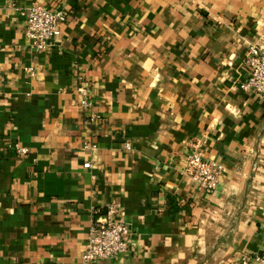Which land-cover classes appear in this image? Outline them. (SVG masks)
<instances>
[{"label":"crops","instance_id":"0c3cea01","mask_svg":"<svg viewBox=\"0 0 264 264\" xmlns=\"http://www.w3.org/2000/svg\"><path fill=\"white\" fill-rule=\"evenodd\" d=\"M33 5L67 10L45 50L25 34ZM263 37L264 0H0V264H82L113 201L129 250L91 264L259 254L264 99L236 85ZM197 143L224 164L214 194L182 173Z\"/></svg>","mask_w":264,"mask_h":264},{"label":"built area","instance_id":"2783aa9c","mask_svg":"<svg viewBox=\"0 0 264 264\" xmlns=\"http://www.w3.org/2000/svg\"><path fill=\"white\" fill-rule=\"evenodd\" d=\"M67 18V10L64 7L31 6L27 12L25 30L28 41L36 50H45L57 37L60 25ZM244 65L248 69V76L242 82L237 83L236 87L243 91H252L259 98L264 99V37L248 45ZM29 69L33 71V68ZM77 91L80 94L82 108L92 111L94 100L91 97L89 85L83 83L78 86ZM94 117L95 115L91 114L89 121ZM126 147L130 148L131 144L127 142ZM11 148L21 156L29 152L27 147L17 143L12 144ZM84 166L91 167V162H86ZM224 169V164L220 160L207 156L202 145L197 143L188 151L182 173L206 193L214 194L218 189ZM118 210L119 204L116 201H113L104 213L96 210V216L90 226L81 254L82 264H91L105 259L115 260L129 250L127 237L131 229L126 222L117 219ZM239 264H264V240L262 251L259 254H243Z\"/></svg>","mask_w":264,"mask_h":264}]
</instances>
